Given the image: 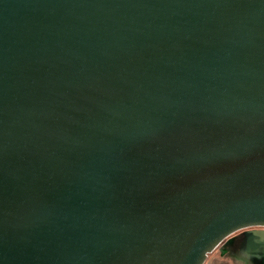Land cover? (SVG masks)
Returning <instances> with one entry per match:
<instances>
[{"label": "water", "instance_id": "95a60500", "mask_svg": "<svg viewBox=\"0 0 264 264\" xmlns=\"http://www.w3.org/2000/svg\"><path fill=\"white\" fill-rule=\"evenodd\" d=\"M252 226L264 0H0V264H264Z\"/></svg>", "mask_w": 264, "mask_h": 264}, {"label": "rangeland", "instance_id": "374dc122", "mask_svg": "<svg viewBox=\"0 0 264 264\" xmlns=\"http://www.w3.org/2000/svg\"><path fill=\"white\" fill-rule=\"evenodd\" d=\"M203 264H249V262L243 256L231 254L228 248L219 245L207 255Z\"/></svg>", "mask_w": 264, "mask_h": 264}, {"label": "flooded vegetation", "instance_id": "af4514ba", "mask_svg": "<svg viewBox=\"0 0 264 264\" xmlns=\"http://www.w3.org/2000/svg\"><path fill=\"white\" fill-rule=\"evenodd\" d=\"M242 230H244V229H242ZM242 230H240V231H236L235 233H233L232 235H236V234H238L239 232H242ZM245 230H264V226H252V227H248V228H245ZM244 230V231H245ZM231 235V236H232ZM221 245V244H220ZM229 250V249H228ZM230 251V250H229ZM231 252V251H230ZM232 254V253H231ZM248 262H249V264H251V262L248 260Z\"/></svg>", "mask_w": 264, "mask_h": 264}]
</instances>
